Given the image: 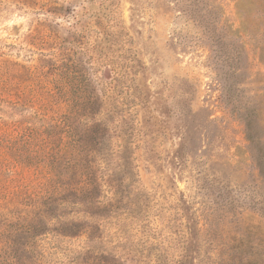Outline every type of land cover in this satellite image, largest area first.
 I'll return each instance as SVG.
<instances>
[{"label": "rangeland", "instance_id": "rangeland-1", "mask_svg": "<svg viewBox=\"0 0 264 264\" xmlns=\"http://www.w3.org/2000/svg\"><path fill=\"white\" fill-rule=\"evenodd\" d=\"M259 1L0 0V136L39 120L61 65L74 110L106 126L102 216L74 212L66 237L15 232L3 210L0 264H264V139H247L248 121L264 136ZM13 168L0 190L37 182Z\"/></svg>", "mask_w": 264, "mask_h": 264}, {"label": "trees", "instance_id": "trees-1", "mask_svg": "<svg viewBox=\"0 0 264 264\" xmlns=\"http://www.w3.org/2000/svg\"><path fill=\"white\" fill-rule=\"evenodd\" d=\"M259 5L264 13V0ZM260 35L264 39V33ZM260 50H264V44ZM43 77L54 87L44 90L39 120H13L15 136H0V166L3 161L13 162V170L24 173L30 170L37 182L27 183L25 193L0 190V219L6 210L7 216L17 219L16 223L7 224V227L16 224L15 232L38 226L43 234L78 236L84 226L70 215L75 212L84 217L102 216L100 197L105 185L102 161L106 158L103 143L106 126L98 123L96 113L82 115L79 109L74 110L73 73L68 66L47 70ZM249 123L247 139L251 152L256 145L261 148L264 136L253 133ZM251 157L262 181L264 152L252 151ZM70 206L84 207L67 213ZM260 209L264 213V204Z\"/></svg>", "mask_w": 264, "mask_h": 264}]
</instances>
